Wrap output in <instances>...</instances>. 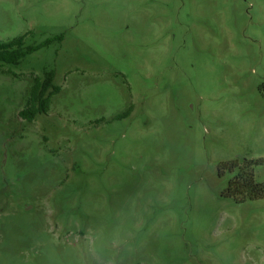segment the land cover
<instances>
[{"label":"rangeland","instance_id":"obj_1","mask_svg":"<svg viewBox=\"0 0 264 264\" xmlns=\"http://www.w3.org/2000/svg\"><path fill=\"white\" fill-rule=\"evenodd\" d=\"M58 35L0 65V264H264V197L219 174L264 184V0H0L1 41Z\"/></svg>","mask_w":264,"mask_h":264},{"label":"trees","instance_id":"obj_2","mask_svg":"<svg viewBox=\"0 0 264 264\" xmlns=\"http://www.w3.org/2000/svg\"><path fill=\"white\" fill-rule=\"evenodd\" d=\"M25 36L14 38L11 41L3 42L0 40V65H18L25 57L33 54L41 48L48 47L53 43H61L63 35L48 38L40 44L26 45ZM55 71L51 70L45 73V77H35L34 85L30 91L27 101V107L20 112V116L28 121L33 122L40 114H47L50 110L52 98L60 92V88L53 85ZM133 108L130 107L127 112L118 116L119 119L129 116ZM256 161L239 160L220 165V176L225 171L232 173L229 181V193L234 196L254 200L264 197V184L255 181ZM231 191V192H230ZM229 197V196H225Z\"/></svg>","mask_w":264,"mask_h":264}]
</instances>
